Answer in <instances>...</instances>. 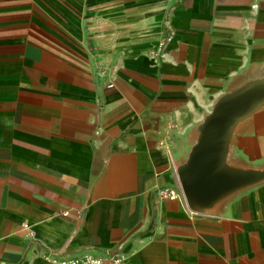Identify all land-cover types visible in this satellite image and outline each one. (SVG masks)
<instances>
[{"label":"crops","instance_id":"1","mask_svg":"<svg viewBox=\"0 0 264 264\" xmlns=\"http://www.w3.org/2000/svg\"><path fill=\"white\" fill-rule=\"evenodd\" d=\"M252 92L217 160L252 178L187 194L218 105ZM86 252L264 264V0H0V264Z\"/></svg>","mask_w":264,"mask_h":264},{"label":"water","instance_id":"2","mask_svg":"<svg viewBox=\"0 0 264 264\" xmlns=\"http://www.w3.org/2000/svg\"><path fill=\"white\" fill-rule=\"evenodd\" d=\"M257 96V92H252L218 105L208 128L195 146L189 163L178 170L180 183L187 194L192 192L198 197L207 198L252 178L241 173L221 172L217 168V160L231 121L246 111Z\"/></svg>","mask_w":264,"mask_h":264},{"label":"built area","instance_id":"3","mask_svg":"<svg viewBox=\"0 0 264 264\" xmlns=\"http://www.w3.org/2000/svg\"><path fill=\"white\" fill-rule=\"evenodd\" d=\"M113 82L108 83L107 87L112 88ZM158 195L161 199L181 200L185 202L184 195L180 189L174 186H163L158 190ZM68 212H63V215H67ZM24 228H28V224H23ZM35 238V237H33ZM50 259V257H48ZM126 256L122 252H107L104 255H97L93 253H83L80 255L67 257L59 260L60 264H122Z\"/></svg>","mask_w":264,"mask_h":264}]
</instances>
